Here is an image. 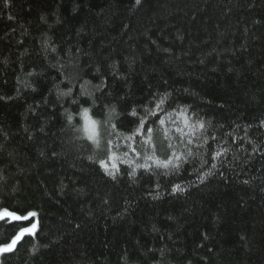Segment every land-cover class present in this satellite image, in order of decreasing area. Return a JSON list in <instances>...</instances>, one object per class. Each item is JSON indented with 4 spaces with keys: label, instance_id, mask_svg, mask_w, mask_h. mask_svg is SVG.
<instances>
[{
    "label": "trees",
    "instance_id": "obj_1",
    "mask_svg": "<svg viewBox=\"0 0 264 264\" xmlns=\"http://www.w3.org/2000/svg\"><path fill=\"white\" fill-rule=\"evenodd\" d=\"M4 209L0 264H264V0H0Z\"/></svg>",
    "mask_w": 264,
    "mask_h": 264
},
{
    "label": "snow or ice",
    "instance_id": "obj_2",
    "mask_svg": "<svg viewBox=\"0 0 264 264\" xmlns=\"http://www.w3.org/2000/svg\"><path fill=\"white\" fill-rule=\"evenodd\" d=\"M137 2H139V0H137ZM9 19H11V17H9ZM70 94H71V89H69V91L67 93H62V95H70ZM84 95H91V94L85 90ZM73 103L76 104V107L78 108V115L83 120V124L80 126L78 131L81 132L83 137H86L87 140L91 141L93 144H95L97 147H99L100 143H101V137H102V131H103L102 124L107 123V121L102 122V121L94 119L92 112L95 111V112L99 113L100 115H103V112L101 111V109L99 107H94V108L90 109L89 107H81L75 101ZM94 103L95 102L93 101V104ZM164 103H165V100L163 97H161L159 102L156 103V109L163 111L162 105ZM113 113H115L114 108L109 110L110 115ZM135 114H136L135 110H133L132 115H135ZM150 115L155 116L156 113L151 112ZM66 117H67V120L69 122L73 121V118H74L73 114L67 112V110H66ZM144 123H145V120L143 118L140 119V126L136 129V131L139 132L143 128ZM159 123L161 125H163L165 123V121L163 119H160ZM185 123H187V119L185 120ZM198 126L203 128L204 124L202 122H198ZM111 127L115 130L116 125L112 124ZM152 131L153 130L151 128L147 129L148 133H151ZM177 131H180V129H177ZM131 138L132 137H128V139H131ZM107 144L111 145L112 141L111 140L107 141ZM132 151L136 152L137 155H140V153L137 152L135 148H133ZM219 154L220 153H217V155H219ZM89 159H93V157L90 156ZM177 159H179V157H177ZM146 160H154V162L158 166H163V167H169L173 163V160L171 158L161 161L158 158L154 159L153 156H147ZM98 163L107 175L111 176L113 179L116 178L117 174L120 171V165L117 163V154L114 151H111L106 159H100L98 161ZM125 163L135 165V161H131V160H126ZM135 166L136 167H144V168L151 167V165H149L147 163H145L143 165H135ZM176 187H177V189H179V185H177ZM36 215H37V213L34 211H29V212H27L26 215H17L15 212H10L7 209H4V211L2 213H0V219H5V217H10L16 221H29L30 217H35ZM37 227H38L37 223H30L29 227L20 228L19 232L15 235L14 238H12L10 243H5L3 245H0V253H8V252L13 251L15 246L17 245V242L20 241L25 234L35 235Z\"/></svg>",
    "mask_w": 264,
    "mask_h": 264
},
{
    "label": "rangeland",
    "instance_id": "obj_3",
    "mask_svg": "<svg viewBox=\"0 0 264 264\" xmlns=\"http://www.w3.org/2000/svg\"><path fill=\"white\" fill-rule=\"evenodd\" d=\"M4 211V210H3ZM3 211H0V213H2ZM6 218V217H5Z\"/></svg>",
    "mask_w": 264,
    "mask_h": 264
}]
</instances>
